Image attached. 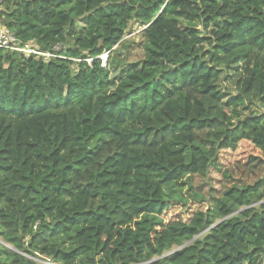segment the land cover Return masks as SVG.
<instances>
[{"label":"trees","instance_id":"1","mask_svg":"<svg viewBox=\"0 0 264 264\" xmlns=\"http://www.w3.org/2000/svg\"><path fill=\"white\" fill-rule=\"evenodd\" d=\"M131 21L139 60L112 54ZM0 23L51 54L0 47V264H260L264 0H1Z\"/></svg>","mask_w":264,"mask_h":264},{"label":"rangeland","instance_id":"2","mask_svg":"<svg viewBox=\"0 0 264 264\" xmlns=\"http://www.w3.org/2000/svg\"><path fill=\"white\" fill-rule=\"evenodd\" d=\"M83 26L82 22H77V28H81ZM142 29V25L136 21H131L127 24V29L124 33V38L122 43L117 47L116 51H113L112 54L117 56L118 58L126 57L130 60H139L142 55V48H141V36L140 30ZM57 49V46L55 47ZM45 59L49 57L46 55L44 56ZM102 63L105 64L107 61L106 54L101 56ZM74 70L77 69L75 64L71 65ZM239 77L238 70L232 71V77L226 81H224V85L227 87L229 92L234 91V81ZM260 112H264V106H259ZM171 252H167L165 255L170 254Z\"/></svg>","mask_w":264,"mask_h":264},{"label":"built area","instance_id":"3","mask_svg":"<svg viewBox=\"0 0 264 264\" xmlns=\"http://www.w3.org/2000/svg\"><path fill=\"white\" fill-rule=\"evenodd\" d=\"M1 2V0H0ZM0 47L18 51L28 56L30 54L42 55L50 57L49 53H41L36 47L30 44H22L21 41L10 31L5 25L0 23ZM35 229V226H34ZM37 264H57L53 259L45 256H37L32 258ZM260 264H264V246L261 253Z\"/></svg>","mask_w":264,"mask_h":264}]
</instances>
